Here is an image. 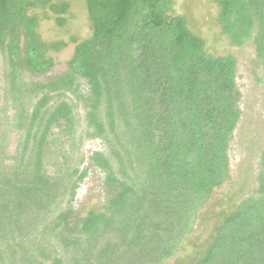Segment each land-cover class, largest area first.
Returning a JSON list of instances; mask_svg holds the SVG:
<instances>
[{"label": "trees", "instance_id": "1", "mask_svg": "<svg viewBox=\"0 0 264 264\" xmlns=\"http://www.w3.org/2000/svg\"><path fill=\"white\" fill-rule=\"evenodd\" d=\"M214 2L221 34L253 46L264 84V0ZM83 4L90 35L46 41L35 10L61 26L66 0H0V264H164L229 177L241 114L235 57L208 52L173 0ZM68 42L64 72L27 78L50 71L49 53ZM83 137L105 146L89 159L110 194L78 216ZM190 262L264 264V150L256 190L222 214Z\"/></svg>", "mask_w": 264, "mask_h": 264}, {"label": "rangeland", "instance_id": "2", "mask_svg": "<svg viewBox=\"0 0 264 264\" xmlns=\"http://www.w3.org/2000/svg\"><path fill=\"white\" fill-rule=\"evenodd\" d=\"M69 3L64 25H58L48 12L35 10L39 15L38 32L46 41L64 40L71 37L78 40L90 35V26L83 0H66ZM174 12L183 14L191 31L200 36L208 52L213 55H232L237 63L236 84L240 91V118L233 131L228 149L229 177L216 188L210 199L201 209L192 233L183 243V247L164 264H190L195 255L203 251L206 239L214 226L222 218V214L232 211L241 199L254 193L257 188V173L261 152L264 150V84L258 82L261 75L256 66V55L249 43L242 47L232 46L226 36L221 34L216 22L217 6L214 0H173ZM44 13V14H43ZM48 17H43V16ZM74 49V43L58 52H51L53 66L44 75L27 78L46 81L60 75L67 69V61ZM1 84V82H0ZM2 91L0 90V105ZM10 114L11 111L8 110ZM79 126L77 133L85 129L84 109L77 107ZM80 151L84 156L83 167L87 172L76 190L72 207L78 216L89 210H100L105 197L110 191L105 187L102 172L90 163V156L95 151H105L104 144L96 138H85L81 142Z\"/></svg>", "mask_w": 264, "mask_h": 264}]
</instances>
